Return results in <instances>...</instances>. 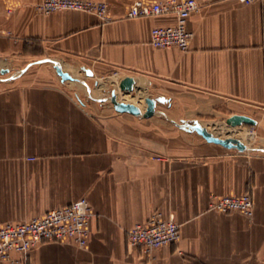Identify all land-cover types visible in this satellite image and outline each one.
<instances>
[{"label":"crops","instance_id":"obj_1","mask_svg":"<svg viewBox=\"0 0 264 264\" xmlns=\"http://www.w3.org/2000/svg\"><path fill=\"white\" fill-rule=\"evenodd\" d=\"M39 1L0 0V224L82 196L94 215L84 246L42 241L0 264H264V0H197L186 49L152 46L151 27L175 16L127 17L131 0H105V21L73 9L40 13ZM86 70L96 85L81 103L71 90L81 94ZM126 75L131 91L118 87ZM113 90L141 110L144 97L155 99V112L115 110L104 98ZM233 113L257 121L236 130L246 143L257 139L248 150L177 124ZM245 191L251 218L208 207L213 195ZM156 210L173 216L179 238L147 252L128 244L126 230Z\"/></svg>","mask_w":264,"mask_h":264},{"label":"built area","instance_id":"obj_2","mask_svg":"<svg viewBox=\"0 0 264 264\" xmlns=\"http://www.w3.org/2000/svg\"><path fill=\"white\" fill-rule=\"evenodd\" d=\"M35 7L40 13L73 9L93 13L103 21L110 19L108 2L105 0H40ZM198 8L197 0H131L126 7L125 16L174 15V24L151 27L149 42L154 47L176 46L186 49L192 36V32L187 28V18ZM208 207L221 212L237 211L248 218L254 213L249 191L213 195ZM93 215L92 205L82 196L68 204L49 209L41 215L1 223L0 260H8L12 252L27 253L42 241L71 240L82 247L86 244ZM179 235V224L173 216H165L160 210H156L146 220L137 222L126 230V241L147 252L175 242Z\"/></svg>","mask_w":264,"mask_h":264},{"label":"water","instance_id":"obj_3","mask_svg":"<svg viewBox=\"0 0 264 264\" xmlns=\"http://www.w3.org/2000/svg\"><path fill=\"white\" fill-rule=\"evenodd\" d=\"M51 61H52L53 67L56 70V73L60 76L61 83L64 85H67L68 81L71 80L73 77L66 70L65 68L66 65L64 66L61 63V61L55 58L51 59ZM4 71L5 70H1V72H4ZM86 73L88 76L92 75V72L90 70H86ZM86 80H88V78H86ZM88 87H90L89 83H88ZM118 87L120 90H123V91L133 90L134 89V78L130 75H126L122 77L118 83ZM78 99L81 103H84L82 98L78 97ZM108 101L113 105L114 109L117 111H128L133 114H142L143 116H150L155 112V99L149 96L144 97V101L146 103L145 110H141L135 103L119 100L114 90L110 92ZM224 121L226 124L232 127H237L243 123L254 125L257 122L256 119H254L253 117L246 115V114H242V113H233L227 116L224 119ZM177 124L183 129L197 132L208 142L218 143L226 148H235L239 151H244V150H248L251 148L246 142H244L238 136L216 135L213 131L208 129L206 125L202 124L198 119H195L192 122L182 121ZM261 147L262 146H259L258 148H261Z\"/></svg>","mask_w":264,"mask_h":264},{"label":"rangeland","instance_id":"obj_4","mask_svg":"<svg viewBox=\"0 0 264 264\" xmlns=\"http://www.w3.org/2000/svg\"><path fill=\"white\" fill-rule=\"evenodd\" d=\"M3 69H5V67ZM6 69L8 71V67H6ZM5 73L6 72H4V73L0 72V77L3 76V75H6ZM85 76H86V78H88V80H86V78H85L83 81H81V83H82V90H81L82 92H81V94L77 93L76 89L71 90V93H72L73 97H75L77 99H78V97H80V98H82L83 101H85L88 98H91V95H89V93L93 90V88L96 85V83H95L96 79H94V78H92L91 76H88V75H85ZM74 80H76V78H74V79L72 78L71 80H69L68 84H71V83L73 84ZM88 83L90 84V87H88ZM106 93L107 94H105L104 98H106L108 100V97H109L110 93H108V91H106ZM219 122H222L223 124L220 127H218V128H216V127L213 128L214 132H217L218 134H221V135H235V136L238 135V137H240V138L243 137V134L241 132L240 133L236 132V130H238V128L240 126L232 127V126L226 124L224 119H221V121H219ZM207 124H209L212 127V124H210V122H208ZM247 125L250 126V124H247ZM208 129H210V128L208 127ZM188 131H190V130H188ZM251 131H253V130H250L249 132H251ZM249 134H251V133H249ZM256 141H257V139H253L251 137V138H249L247 140V144L249 145V147L255 146Z\"/></svg>","mask_w":264,"mask_h":264},{"label":"bare ground","instance_id":"obj_5","mask_svg":"<svg viewBox=\"0 0 264 264\" xmlns=\"http://www.w3.org/2000/svg\"><path fill=\"white\" fill-rule=\"evenodd\" d=\"M204 124H205L207 127L210 128V125H209V124H206V123H204ZM213 125H218V126H219V125H222V124H221V123H218V122H215V123L212 124V126H213Z\"/></svg>","mask_w":264,"mask_h":264}]
</instances>
